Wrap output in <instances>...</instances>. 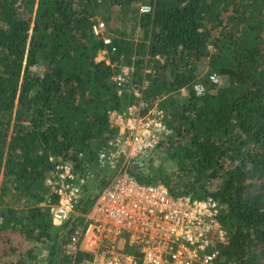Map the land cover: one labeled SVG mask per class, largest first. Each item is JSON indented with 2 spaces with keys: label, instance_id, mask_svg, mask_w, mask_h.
Segmentation results:
<instances>
[{
  "label": "trees",
  "instance_id": "obj_1",
  "mask_svg": "<svg viewBox=\"0 0 264 264\" xmlns=\"http://www.w3.org/2000/svg\"><path fill=\"white\" fill-rule=\"evenodd\" d=\"M137 91L168 132L129 173L218 201L229 240L214 264H264V0H0V264H39L26 241L48 244L43 264H73L45 180L57 160L74 163L82 222L119 169L99 160L119 130L109 112H128Z\"/></svg>",
  "mask_w": 264,
  "mask_h": 264
},
{
  "label": "built area",
  "instance_id": "obj_2",
  "mask_svg": "<svg viewBox=\"0 0 264 264\" xmlns=\"http://www.w3.org/2000/svg\"><path fill=\"white\" fill-rule=\"evenodd\" d=\"M151 5L142 11L149 12ZM104 22L94 25L103 34ZM110 42L109 37L104 38ZM105 51L100 52L104 59ZM130 72L122 67L115 76L122 86ZM210 79L218 83L219 76ZM197 94L206 87L196 83ZM128 112H109L112 126L118 130L109 142L110 152L101 151V164L119 167L117 173L96 197L92 207L84 213L82 222L73 217L80 208L85 177L74 171V163L59 159L45 180L50 192L44 204L51 206L52 223L61 232L68 230L67 239L60 245L62 256H69L73 264H214L220 256L218 244L228 243V233L219 221V203L213 197L197 198L190 194L174 196L162 183L139 182L127 170L136 157H148L168 128L161 119L162 110L151 109L142 114L144 100L136 92ZM94 172H88L92 176ZM86 252L79 260V253ZM224 264H239L236 260Z\"/></svg>",
  "mask_w": 264,
  "mask_h": 264
},
{
  "label": "rangeland",
  "instance_id": "obj_3",
  "mask_svg": "<svg viewBox=\"0 0 264 264\" xmlns=\"http://www.w3.org/2000/svg\"><path fill=\"white\" fill-rule=\"evenodd\" d=\"M116 18V16H114ZM117 19V18H116ZM206 64L204 63V65H202V67L205 68ZM207 70V66L206 69L204 71ZM199 83V82H198ZM188 93L187 89L184 88L181 90V95H186ZM163 164L165 166H172V162L169 159H164L162 155L158 156V158L155 160V165H160ZM26 248H35V250L38 252L39 254V264H43L46 259H47V255H48V244H46L45 242H38V241H31V242H27L25 244V247H23V251H25V253H28L26 250ZM27 255V254H25Z\"/></svg>",
  "mask_w": 264,
  "mask_h": 264
},
{
  "label": "crops",
  "instance_id": "obj_4",
  "mask_svg": "<svg viewBox=\"0 0 264 264\" xmlns=\"http://www.w3.org/2000/svg\"><path fill=\"white\" fill-rule=\"evenodd\" d=\"M99 58H100V53H99V55H98V60H100Z\"/></svg>",
  "mask_w": 264,
  "mask_h": 264
}]
</instances>
